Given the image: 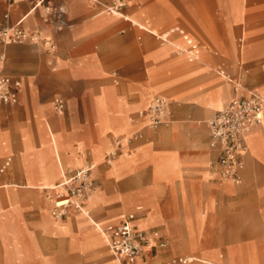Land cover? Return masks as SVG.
I'll list each match as a JSON object with an SVG mask.
<instances>
[{
	"label": "crops",
	"instance_id": "obj_1",
	"mask_svg": "<svg viewBox=\"0 0 264 264\" xmlns=\"http://www.w3.org/2000/svg\"><path fill=\"white\" fill-rule=\"evenodd\" d=\"M156 1L163 6L169 2L140 0V5L151 8ZM225 1L241 5V0ZM243 1L253 13L231 21H250L247 38L262 43L264 0ZM212 3L178 4L182 21L195 38L227 39L230 31L222 32L212 21ZM176 12L164 11L170 18ZM151 17L160 22V14ZM139 20L137 15L103 13L89 0H0V30L21 21L27 34L55 47L49 53L40 44L0 42V77L20 84L19 89L10 87L16 104L0 103V264H128L111 255L98 228L118 226L131 214L151 246L134 264H172L176 258H191L190 264H264V125L245 135L239 185L207 172L217 155L208 145L207 122L230 98L264 92L261 50L242 49L245 58L256 60L245 62V75L231 88L208 75L213 62L185 30L166 27L158 33ZM127 24L141 33L127 30ZM180 32L198 47L196 60L180 53L189 52ZM147 34L164 46L141 50L137 41L150 39ZM112 71L124 78L128 93L118 96L105 85L109 89L96 94ZM125 71L137 73H121ZM160 86L171 101L161 95L152 100H168L166 122L142 130V140L122 145L112 166L105 165L114 141L141 128L136 113L149 106ZM56 98L64 101L61 113L52 108ZM87 165H94L95 189L84 212L54 220L48 195L55 192L48 190L65 171Z\"/></svg>",
	"mask_w": 264,
	"mask_h": 264
},
{
	"label": "built area",
	"instance_id": "obj_2",
	"mask_svg": "<svg viewBox=\"0 0 264 264\" xmlns=\"http://www.w3.org/2000/svg\"><path fill=\"white\" fill-rule=\"evenodd\" d=\"M99 7L103 13L122 14L130 0H89ZM19 0H10L16 4ZM42 2L32 5V10ZM48 12H52L47 8ZM22 21V20H21ZM21 21L11 27L0 30V42L3 45L31 43L40 44L49 53L54 52V45L38 36L27 34L21 28ZM189 45V59H197L198 47L187 36L180 32ZM10 87L20 88L18 82L10 78L0 77V103L16 104L17 96L10 91ZM54 112L61 113L65 108L64 101L56 98L51 103ZM169 102L164 97H155L149 106L136 113V119L142 122L141 128L130 135L114 141L112 148L106 152L103 163L112 166L119 156L122 145H132L142 140V130H156L167 119ZM264 125V95L257 90H250L245 96L233 97L220 111L208 120V145L215 150L216 158L207 166L208 176L221 182L241 183V174L244 169V158L247 153L245 135L252 129ZM94 165H87L76 170H67L63 173L62 181L48 191L55 192L54 197L48 195L52 202L51 217L54 220H63L70 213H83L84 204L88 196L94 191L95 184L92 177ZM134 216L128 215L115 227L103 230L106 246L111 255L117 260L134 264L150 246L149 235L133 225ZM151 247V246H150ZM191 258H176L172 264H190Z\"/></svg>",
	"mask_w": 264,
	"mask_h": 264
},
{
	"label": "rangeland",
	"instance_id": "obj_3",
	"mask_svg": "<svg viewBox=\"0 0 264 264\" xmlns=\"http://www.w3.org/2000/svg\"><path fill=\"white\" fill-rule=\"evenodd\" d=\"M187 1L188 0H169L167 6H163L161 5L162 3L160 1L158 2L156 1L153 7L148 8L141 6L140 0H135L132 6L128 8L127 10L128 12L125 10L122 12V14L128 15L130 17L131 15H137L140 18V20L138 21L139 23L158 33H161L164 30H166L165 29L166 27L167 28L178 27L180 29L185 30V32L193 39L194 43L197 44L199 47H201L205 51V53H207L208 59L213 62V64H211L213 70L210 69L208 75L214 78L216 82L220 84L224 83L226 85H229V87L231 88L234 87L237 88L238 83L240 82V76L245 75V71H246L245 62L248 64H253L254 60H256V57L245 58L244 55L242 54V49L243 48L254 49L255 47L259 48L262 52L260 54L261 55L260 58L262 61H264V42L262 43H259V41L254 42L253 40L251 41L247 38L248 28L252 25L251 23H249L250 21L245 20V22L244 21L238 23L233 22L236 20H240L241 17L242 20L246 15H251L253 13L252 10L254 8L250 6H244L243 0L240 1L241 5L237 7L228 6L225 0H217L218 3H215L214 0H210L213 2L212 4L215 5L210 8V10L212 11L211 12L212 15L211 18L213 19L212 21L215 22L216 25L220 27V30H222V32L230 31L229 38L218 41V39L216 40L214 38H208V39L195 38L193 37L195 33L185 27V23L182 21L184 20V16H183L184 14L182 11L183 9L179 8L178 4L185 5ZM253 1L255 0H249V2L251 3ZM247 4H248V0H247ZM168 10H172V11L176 10L177 12L173 14V17L170 18L166 16V13H164V11H168ZM156 13L161 15L160 17L161 19L160 22L154 23L151 15ZM237 16L238 19H236ZM116 18L122 21L121 18L118 17ZM125 27L127 30H132V31L139 30L138 27L133 26L131 24L130 25L127 24V26L125 25ZM209 34L213 35L215 34V32L214 33L209 32ZM141 36L142 34H140V37ZM147 37L150 39L145 41L141 38L139 41H137L138 44L136 46L138 47L140 46L141 50L143 48H150L153 46L156 47L162 45L164 46V43H162L161 41H156L151 35L147 34ZM170 39L171 41H176V38L172 37ZM172 52H173L172 56L178 57V53L175 49H172ZM216 71L224 72L232 80V82L230 83L227 81V79H224L220 75H217ZM113 73H116V78L113 76ZM121 73H125V74L129 73L131 75L137 72L125 71ZM134 78H136V76H134ZM116 80L118 81V84H116ZM102 83L103 86L96 90V94L102 95L103 92L109 88H114L118 96L128 93L127 90L128 88H126L127 86H125L126 81L124 80V78H122L121 74H118V72L115 71L109 72L106 79H104ZM193 83H194V79L188 82L189 85ZM105 85H108L109 88H107V86ZM162 88L163 87L161 86L159 88L158 87L156 88L157 91L152 93L149 102L152 100L154 96L157 95L165 96L169 101H171L168 93L165 92V89ZM238 90L239 92L241 91L240 88H238ZM261 94L264 95V92H262ZM55 96H61V95H55ZM231 99L232 98H230L229 100ZM138 109L139 108L135 109L130 114H133Z\"/></svg>",
	"mask_w": 264,
	"mask_h": 264
},
{
	"label": "bare ground",
	"instance_id": "obj_4",
	"mask_svg": "<svg viewBox=\"0 0 264 264\" xmlns=\"http://www.w3.org/2000/svg\"><path fill=\"white\" fill-rule=\"evenodd\" d=\"M114 15H117V14H114ZM118 16H122V14H118ZM180 53L187 55V57H188V59H189V52L186 53V52H184V51H181ZM189 60H190V59H189Z\"/></svg>",
	"mask_w": 264,
	"mask_h": 264
}]
</instances>
